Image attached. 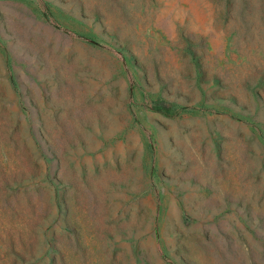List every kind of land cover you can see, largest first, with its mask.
I'll return each instance as SVG.
<instances>
[{
  "label": "rangeland",
  "instance_id": "1",
  "mask_svg": "<svg viewBox=\"0 0 264 264\" xmlns=\"http://www.w3.org/2000/svg\"><path fill=\"white\" fill-rule=\"evenodd\" d=\"M0 264H264V0H0Z\"/></svg>",
  "mask_w": 264,
  "mask_h": 264
}]
</instances>
